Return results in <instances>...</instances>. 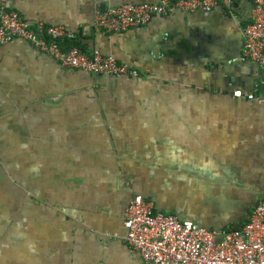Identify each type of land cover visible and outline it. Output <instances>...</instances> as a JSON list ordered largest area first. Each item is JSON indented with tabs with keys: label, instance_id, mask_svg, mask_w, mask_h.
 Here are the masks:
<instances>
[{
	"label": "crops",
	"instance_id": "obj_1",
	"mask_svg": "<svg viewBox=\"0 0 264 264\" xmlns=\"http://www.w3.org/2000/svg\"><path fill=\"white\" fill-rule=\"evenodd\" d=\"M157 1L0 0L63 26V49L139 70L95 75L21 38L0 45V264H151L124 240L134 195L212 230L242 226L263 198L264 103L233 92L264 95V72L228 35L251 0L94 24L97 8Z\"/></svg>",
	"mask_w": 264,
	"mask_h": 264
},
{
	"label": "built area",
	"instance_id": "obj_2",
	"mask_svg": "<svg viewBox=\"0 0 264 264\" xmlns=\"http://www.w3.org/2000/svg\"><path fill=\"white\" fill-rule=\"evenodd\" d=\"M236 0H158L123 3L97 8L94 24L107 31H123L146 24L153 16L166 15L175 8L212 11L220 5L232 14ZM251 16L242 27L241 53L264 72V0H251ZM63 26L32 25L14 10L0 7V45L21 38L56 59L60 64L95 75L137 77L139 70L112 55L97 50L86 53L77 46L61 47L66 37ZM233 94L264 103V95ZM125 242L151 264H264V196L249 219L238 228L212 230L172 213L157 210L140 195L130 198L124 208Z\"/></svg>",
	"mask_w": 264,
	"mask_h": 264
},
{
	"label": "flooded vegetation",
	"instance_id": "obj_3",
	"mask_svg": "<svg viewBox=\"0 0 264 264\" xmlns=\"http://www.w3.org/2000/svg\"><path fill=\"white\" fill-rule=\"evenodd\" d=\"M230 30L228 32L230 41L232 42L233 46L235 47H242L243 44V37H242V24L236 19L232 21L231 25L229 26Z\"/></svg>",
	"mask_w": 264,
	"mask_h": 264
},
{
	"label": "water",
	"instance_id": "obj_4",
	"mask_svg": "<svg viewBox=\"0 0 264 264\" xmlns=\"http://www.w3.org/2000/svg\"><path fill=\"white\" fill-rule=\"evenodd\" d=\"M250 3V2H249ZM250 5H251V3H250Z\"/></svg>",
	"mask_w": 264,
	"mask_h": 264
}]
</instances>
